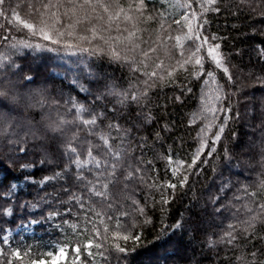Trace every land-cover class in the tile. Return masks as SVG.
Masks as SVG:
<instances>
[{
  "label": "trees",
  "instance_id": "trees-1",
  "mask_svg": "<svg viewBox=\"0 0 264 264\" xmlns=\"http://www.w3.org/2000/svg\"><path fill=\"white\" fill-rule=\"evenodd\" d=\"M47 2L6 0L0 16V87L19 98L17 104L0 98V111L14 118L0 135V249L5 253L0 264H7L15 250L30 252L29 259L51 253L50 264H264V216L258 207L264 204V0H143L142 12L129 7L140 0H120L119 19L109 22L118 11L113 8L106 15L96 10L95 16L104 19L90 15L84 22L96 21V35L103 39H93L92 33L83 36L87 39L72 36L69 19H83L84 10L68 0H51L57 6L45 9ZM29 5L44 15L29 16ZM13 8L34 23L54 14L49 23L64 34L49 32L59 43L18 30ZM130 32L135 35L129 37ZM197 33L208 38L199 51ZM214 45L227 73L208 55ZM113 48L125 59H116ZM153 71L157 76L150 75ZM37 93L44 96V106L29 107L39 99ZM113 93L129 98L121 103L123 97ZM73 102L89 110L85 118L102 114L99 130L116 137L110 140L114 150L121 146L126 152L117 162L119 181L108 184L107 199L92 195L91 185L85 187L87 180L95 183L98 170L89 164L83 170L86 180L78 181L77 168L64 155L71 141L81 160L91 159L83 142L102 145L98 136L78 122L67 124L63 135L47 131L53 121L75 120ZM110 123L124 131L109 129ZM29 129L39 138L26 136ZM93 155L105 158L102 147ZM129 165L140 171L125 180ZM56 172L63 178L43 187L32 182ZM169 183L176 187L168 188ZM46 193L53 194L49 202H40ZM70 193L82 198L84 209ZM31 203L38 206L30 208ZM52 212L59 214L49 218ZM253 216L258 218L252 221ZM117 219L123 225L119 235H128L127 241L113 239ZM229 231L235 239L226 236ZM89 239L104 247L86 250ZM76 247L81 249L78 261ZM60 248L66 256L55 258ZM12 264L20 261L12 259Z\"/></svg>",
  "mask_w": 264,
  "mask_h": 264
},
{
  "label": "snow or ice",
  "instance_id": "snow-or-ice-1",
  "mask_svg": "<svg viewBox=\"0 0 264 264\" xmlns=\"http://www.w3.org/2000/svg\"><path fill=\"white\" fill-rule=\"evenodd\" d=\"M6 0H0V16H4L5 15V9L2 7L5 5ZM68 2L70 4L73 5L74 8H79L81 10H84V18L83 19H78L76 21L77 24L86 22L87 19L89 18L90 15L94 16L96 19H104V17L101 16H95V12L96 9L99 8L102 10L103 13H108L110 11V9L116 8L118 9V11L114 12L113 15L111 17H109V22L111 23L114 20H117L120 18L119 13L123 12V8L120 7V0H111V2H108V0H68ZM218 2V0H206V3L208 4H216ZM57 5L52 4L51 0H48L47 3H42V7L45 9L51 8V7H56ZM129 7H135L136 11L138 12H142L143 8H144V4H143V0H140L139 4H134V5H130ZM29 16L35 15V14H39L41 17L44 15L43 12L40 11V9L35 8L32 5H29ZM218 11V9H215ZM11 11L13 13H15V19L16 21H18V24H16L17 29H27L31 35L35 36V35H40L42 37V39L46 40V41H50L52 44H57L59 43L58 40H56L55 38H53L52 35H50L49 30L51 29L52 31H55L58 35H63L64 33L59 32L58 29L55 28L54 24H50L49 20H51L54 16H50L49 20H45V19H40L39 23H34L32 20L30 19H21L19 13H16L15 8L11 9ZM65 15H67V13H65ZM57 22H58V18ZM125 20H130L132 19L131 17H128L127 15L124 16ZM148 19H151V17H149ZM186 19V18H185ZM175 23L177 25H180L182 23V21L177 20L175 21ZM0 27H2V25H0ZM200 28H202V25H199ZM87 31L92 33V38L93 39H103V37H97L96 35V28L92 27V28H88L86 29ZM135 33H129V37L134 36ZM82 39H87V37H81ZM189 39H193V37L189 36ZM5 39H7V37H5ZM179 39V38H177ZM197 41H201L202 43L199 44L197 46V51H199V48L203 46V44H207L208 43V38L207 37H201L199 35V33H197V35L194 38ZM213 39H215V37H213ZM105 43H108L107 41H105ZM25 46L26 47H32L31 44H27L25 42ZM13 47H15V45H13ZM36 47H40V45H36ZM136 47H138V45H136ZM218 45H214V46H209L207 49L208 55L212 57V59L215 61L216 67L218 68H222L223 71L225 73L228 72V69L226 67L223 66L221 59H218L217 57L219 56L218 53ZM154 51V49L152 50ZM112 53L113 56L120 60V59H125L124 57H121L120 53L118 51H116L115 48L112 49ZM195 54V53H194ZM143 55L145 57H149V51H144ZM142 63V62H141ZM195 63L197 65H201L202 61L200 59H197L195 61ZM159 67V65H158ZM134 71L138 70V69H133ZM146 75L148 73H145ZM150 75L152 77L157 76V73L155 71L151 72ZM209 76L212 75V73H208ZM30 79V78H29ZM145 83L147 84V81H145ZM82 91L85 89H81ZM115 95H120L123 97V99H121V103H124L125 100H127L129 97L126 94L123 93H113ZM37 96H39V99H36L34 102H30L28 104L29 107H36V106H40L43 107L45 104V98L41 93H37ZM0 98H6L8 99L10 102H12L13 104H17L19 103V98L16 95H10L4 88L0 87ZM31 100V98H29ZM132 100H136L137 96L133 95L131 97ZM73 108L75 109V120L74 121H68L65 120L63 118L57 120V121H53L51 123H49L47 125V131L51 132V133H59L61 135L64 134V127L67 124L70 123H76L78 122L79 125H82L84 127V129L88 130L89 135H96L98 136V139L100 141H102V145L101 144H93L91 141H88L87 139H85V141L83 143L87 144V156L90 157L91 159H85V160H81L80 159V154L77 152V146H73V144L71 143V141H69L65 146H64V155L69 156V159L71 160V163L75 165V167L77 168V173L75 175V179L81 182H84L86 180V177L84 176L83 170L89 165L91 164L92 167L94 169H97L98 171L95 173L96 175V181L95 183L91 180H87L85 187H87L88 185H91V187H87V190L94 196L96 197H101L104 199H107L108 196V184L109 183H116L119 181V177H117L116 173H117V169H118V163L121 159V155L122 152H125V150L121 147L118 146L115 150L112 148L111 144H110V140H115L116 137H112L110 136V133H104L102 131L99 130L98 128V117H101L102 114L99 113H90L88 118L84 117V113L88 112L89 110L87 108H85L83 105H78L75 102L72 103ZM13 117L9 116L7 113H4L3 111H0V135H2L4 132L7 131L8 128L12 127V121H13ZM17 127H20V125H17ZM109 129H116V131L118 133H120L121 131H124L120 128V126L118 124H112L110 123L108 125ZM219 132H223V128L221 127L219 129ZM26 136H32L35 138H39L36 135V131L34 129H29L27 132H25ZM56 137L53 136V139H55ZM78 139V132L74 133L72 140H76ZM216 139L219 140L220 136L219 134L216 135ZM123 144V139H121V145ZM103 148L104 150V159H97L96 156L93 155V150L94 149H100ZM25 149L23 147L20 148V151L23 152ZM72 154V155H70ZM126 154V152H125ZM107 157H111L113 162H109V160L107 159ZM199 158V151L197 152L196 155V159ZM193 163H195V160L193 161ZM102 165H103V169H102ZM22 168H26L28 167L27 165H22ZM130 169L127 172V174L124 176L125 180H130L134 178V173H137L140 171L139 168H132L131 165L128 166ZM189 167H191V165H189ZM67 169H65L66 171ZM101 177H105L108 181V183H101ZM63 178V173L62 172H56L54 175L52 176H45L43 177L41 180L39 181H32L33 183H37L39 184L41 187H43L44 184L50 182V181H55L57 179H62ZM27 179V178H26ZM187 181V177H185L182 181H180L181 186H183L184 183H186ZM97 185H100L99 187H97ZM168 188H175L176 184L175 183H169L167 185ZM261 187H264V183H262ZM16 189V185L13 183L11 185V189H10V194L11 192H14ZM64 191H68L67 188L63 189ZM53 194L51 193H46L45 196H41L39 198L40 202H44V203H48L49 200L47 199L48 196H51ZM250 195L255 196L256 193H250ZM70 198L75 199L77 201V203L81 202V197L75 195L74 193H70ZM164 203H167V200L163 201ZM134 203H136L134 201ZM25 205L22 204L21 207H24ZM30 208L35 209L38 205L37 203H31L28 205ZM109 207H112L111 204L108 205ZM80 207L82 209L85 208V204L84 203H80ZM258 207L261 209V215L264 216V204H259ZM92 209H85V213H87L88 211H90ZM8 212V214H11V209H7L6 210ZM138 211L140 212L141 215H143V208L138 209ZM249 211H251V209H249ZM59 213L57 212H52L49 214V218L51 216H55L58 215ZM96 217H101V213L100 212H95L94 213ZM121 215H127V213H121ZM258 217L257 216H253L251 218L252 221H255ZM86 219L87 222L92 224L93 226V230L95 232V235L97 237L101 236V232L100 229L96 228L95 223L93 222V220L91 219V217H87L86 215ZM109 220H112V217L109 216L108 217ZM39 221H32V223H38ZM101 223H103V220H100ZM148 222V221H145ZM249 226L251 227L252 224L249 223ZM123 227V225L120 224L119 220L117 219L116 222V235L113 237L114 240L116 239H123L125 241H127L130 237L128 235H123L120 236L119 235V229ZM133 228L136 227V224L132 225ZM175 227H180L179 223L177 225H175ZM229 228H233L232 225H229ZM105 232L108 231V228L105 227L104 229ZM226 236L230 237L231 239H235L234 236H232V232L229 231L228 233H226ZM105 239H107V237H105ZM231 239L229 240V242H231ZM5 244L8 243L7 238H4L3 241ZM83 247L86 250H90L93 247H95L96 249H100L103 248L104 246L97 242L96 240L93 239H89L84 245ZM114 247L120 251V252H125L126 249L121 247L118 243H114ZM80 247H76L74 248V252L76 253V259L77 261L79 260V255H80ZM87 254L89 256H93L94 254L91 251H87ZM100 256H104L103 252L98 253ZM5 253L3 251V249H0V256H4ZM11 257L14 260L20 261V264H50V262L48 261L47 257H51L52 254L51 253H47V254H40L39 257H37L36 259H29V257L31 256V253L28 251H24L21 252L19 250H15L11 252ZM66 256V251L64 248H60L58 250V253L56 254L55 258H62ZM12 259L7 261V264H12Z\"/></svg>",
  "mask_w": 264,
  "mask_h": 264
},
{
  "label": "rangeland",
  "instance_id": "rangeland-1",
  "mask_svg": "<svg viewBox=\"0 0 264 264\" xmlns=\"http://www.w3.org/2000/svg\"><path fill=\"white\" fill-rule=\"evenodd\" d=\"M96 10H98V11H100L101 12V14H104V15H106V13H103L102 12V10L101 9H99V8H97ZM110 12V11H109ZM96 13V12H95ZM96 15H97V13H96ZM80 19H82V18H80ZM78 19H76V18H73V16H72V18L71 19H69V21H70V24H72V27H74V28H72V33H74L72 36H79V37H83V36H85L86 34H89V33H91V32H89V31H87L86 29H88V28H92V27H96V24H97V22L96 21H94V22H92L91 24H88V23H80V24H78V27H77V23H76V21H77ZM63 23H65V21H63ZM95 25V26H94ZM255 111V110H254ZM8 238V237H7Z\"/></svg>",
  "mask_w": 264,
  "mask_h": 264
}]
</instances>
